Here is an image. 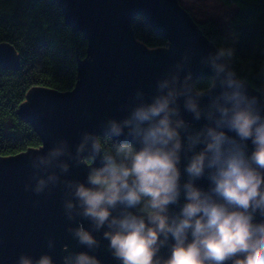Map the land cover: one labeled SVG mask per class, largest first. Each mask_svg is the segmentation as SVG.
I'll return each instance as SVG.
<instances>
[{"label":"clouds","instance_id":"1","mask_svg":"<svg viewBox=\"0 0 264 264\" xmlns=\"http://www.w3.org/2000/svg\"><path fill=\"white\" fill-rule=\"evenodd\" d=\"M239 42L186 48L75 142L41 140L23 188L58 198L67 242L14 264H264V91Z\"/></svg>","mask_w":264,"mask_h":264},{"label":"water","instance_id":"2","mask_svg":"<svg viewBox=\"0 0 264 264\" xmlns=\"http://www.w3.org/2000/svg\"><path fill=\"white\" fill-rule=\"evenodd\" d=\"M53 1L62 9L66 25L87 39L88 48L87 57L78 60V81L72 91L34 87L18 110L45 142L55 137L75 142L82 128L93 127L136 86H147L186 48L198 57L214 45L178 0ZM138 16L169 42L168 47L149 49L136 39L132 26ZM0 67H20L19 55L8 43H0ZM195 75L203 78L207 72L197 69ZM43 150L42 143L39 149L0 157V264H14L25 252L38 257L48 251L49 236L67 242L58 198L37 197L23 188L28 154ZM53 255L59 264V253Z\"/></svg>","mask_w":264,"mask_h":264},{"label":"trees","instance_id":"3","mask_svg":"<svg viewBox=\"0 0 264 264\" xmlns=\"http://www.w3.org/2000/svg\"><path fill=\"white\" fill-rule=\"evenodd\" d=\"M236 6L230 32L239 33V59L254 89L264 90V0H229ZM213 43L224 36L214 20L199 25ZM136 39L149 49L168 47L145 18L132 26ZM0 43L10 44L20 58L17 70L0 67V157L39 149L41 138L18 110L34 87L62 93L78 81L77 64L87 57L88 41L66 25L62 9L53 0H0Z\"/></svg>","mask_w":264,"mask_h":264},{"label":"rangeland","instance_id":"4","mask_svg":"<svg viewBox=\"0 0 264 264\" xmlns=\"http://www.w3.org/2000/svg\"><path fill=\"white\" fill-rule=\"evenodd\" d=\"M196 22L214 20L224 33L230 32V24L236 6L229 0H178ZM264 91V90H263Z\"/></svg>","mask_w":264,"mask_h":264}]
</instances>
